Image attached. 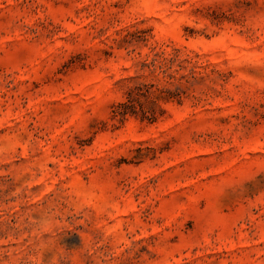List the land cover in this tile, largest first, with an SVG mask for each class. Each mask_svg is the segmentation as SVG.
Listing matches in <instances>:
<instances>
[{
  "label": "rangeland",
  "instance_id": "374dc122",
  "mask_svg": "<svg viewBox=\"0 0 264 264\" xmlns=\"http://www.w3.org/2000/svg\"><path fill=\"white\" fill-rule=\"evenodd\" d=\"M0 264H264V0H0Z\"/></svg>",
  "mask_w": 264,
  "mask_h": 264
},
{
  "label": "trees",
  "instance_id": "16d2710c",
  "mask_svg": "<svg viewBox=\"0 0 264 264\" xmlns=\"http://www.w3.org/2000/svg\"><path fill=\"white\" fill-rule=\"evenodd\" d=\"M118 109L119 110L116 112L115 116L117 117L119 114L122 118H126L128 115L134 114L136 110L133 104L126 103V102L119 104Z\"/></svg>",
  "mask_w": 264,
  "mask_h": 264
}]
</instances>
